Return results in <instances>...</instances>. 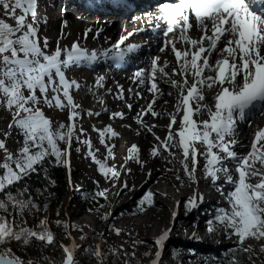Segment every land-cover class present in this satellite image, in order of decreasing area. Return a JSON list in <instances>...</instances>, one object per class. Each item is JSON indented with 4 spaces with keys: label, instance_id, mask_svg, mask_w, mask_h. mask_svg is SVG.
<instances>
[{
    "label": "snow or ice",
    "instance_id": "1",
    "mask_svg": "<svg viewBox=\"0 0 264 264\" xmlns=\"http://www.w3.org/2000/svg\"><path fill=\"white\" fill-rule=\"evenodd\" d=\"M101 6L120 11L128 8L126 0H101ZM38 7V0H0V109L10 115L6 129H0V153H3L0 158V264H40L41 260L46 264H79L78 250L82 255L94 257L95 264H106L109 255L113 257L112 264L120 256L124 257L123 264H130L128 257L135 258V251L128 252L123 245L119 249L109 245L105 252L98 244H77L68 230L79 226L59 219L54 224L64 231L58 239L49 227L48 217L39 218L32 226L28 218L46 211L47 197L53 195L49 185L55 181L49 175L48 165L66 166L69 184H72L70 157L74 145L77 154L91 158L96 172L110 187L119 186L122 191L131 190L126 181L119 183L122 173L132 171L127 166L129 161H135L142 169L145 167L146 161L136 143L127 148L123 162L119 165L114 162L112 141L120 133L110 124L92 125V132L97 133L99 144L105 149L102 158L97 155L100 149L91 134L83 127L84 115L91 118L108 112L110 120L125 118L122 110L109 111L104 94L97 93L99 89H106L105 94L113 93L112 88H106L107 75L97 74L89 87L100 105L99 111L82 109L73 93L84 85L69 76L73 69L94 68L101 60L112 66L128 64L126 57L142 51L141 43L127 42L139 29L121 34L107 48L89 49L81 43V38L87 40L93 33V39L100 36L105 26L97 24L85 27L70 45L61 44L57 39L55 46L50 47L48 37L41 36L40 26L47 19L38 16ZM141 19L161 38L158 54L150 55L144 67L134 68L129 77L133 87L127 92L117 83L114 98L125 101L131 110L132 98H141L144 90L151 94V100L132 119L153 136L148 155L164 156L169 163L178 161L192 188L187 199L174 201L171 226L155 236L154 243L142 255L153 256L148 264H162V253L180 206L187 215L204 203V193L198 187L201 177L197 172H200L225 202L224 206L214 207L211 218L206 221V231L209 237L222 232L225 239L233 240V246L222 250L213 260L216 264H243L241 254H256L247 241L264 240V127L255 130L245 153L237 150L241 147L238 124H250L257 113L264 115V0H159L155 12L133 17V20ZM62 24L66 27L67 21ZM131 59L138 60L139 56ZM163 85L168 86L167 95L174 98L173 111L167 113L155 109L156 101L164 96ZM209 92L214 93L211 105L206 102ZM45 108L66 111V122L54 125L46 116ZM147 114L153 118L167 115L163 138L154 131L155 123L144 121ZM14 133L16 147L10 150L7 141ZM151 174L148 169L147 176ZM34 175L42 182L40 186L32 185ZM175 178L183 187L184 179L179 174ZM93 183L96 190L83 193V198L97 201L103 208L105 205L99 204L98 198L106 201L108 189H101L98 181ZM75 187L79 190V186ZM153 196L151 190L143 192L137 201L138 210L142 212L146 205H152ZM41 197H44L43 206ZM111 215L110 211L104 212L100 219L107 221ZM108 227L117 236L123 232L114 225ZM190 238L199 239L195 232ZM64 239L70 243L65 244ZM80 240H85V236L81 235ZM33 241L40 242L42 251L59 249L62 255L59 259L42 255L37 260L18 254V251L25 252ZM146 243L139 239L132 241L133 245ZM260 251L264 252V243ZM172 255L175 257L178 252L173 250ZM136 264L142 262L137 259Z\"/></svg>",
    "mask_w": 264,
    "mask_h": 264
},
{
    "label": "bare ground",
    "instance_id": "2",
    "mask_svg": "<svg viewBox=\"0 0 264 264\" xmlns=\"http://www.w3.org/2000/svg\"><path fill=\"white\" fill-rule=\"evenodd\" d=\"M38 16L42 18L47 19L46 24H41L40 31L41 36H47L49 40V46L54 47L55 42L57 39L61 40V44H68L72 42V40L76 39L77 37L81 36V33L85 27L88 26H95L97 24L92 23V21L96 20L94 18H91L89 20H83L84 18L80 19H73L70 23H67V26H63L61 18H65L66 15L71 16L73 18L78 17L79 14L76 12H73V6L68 5L62 0H38ZM62 8H66V11H61ZM156 8L152 6L150 9L151 12H155ZM70 13V15H69ZM110 19V18H109ZM91 20V21H90ZM134 22L139 23L143 22L146 25V22L141 20H134ZM140 24V23H139ZM122 24H113L108 23V25L104 28V32L98 36L96 39H93L92 36L95 35L90 34L87 40H84L81 38V43L85 46L89 47V49L95 48V49H103L109 47L111 44H113L118 34L120 33L122 29ZM145 33L148 35L146 40L151 41L149 44L150 55L158 54L157 45L159 44V36L153 34L151 31H145ZM194 35V33H193ZM110 38V39H106ZM162 56L164 54H161ZM149 57L147 55L141 56V63L147 64L149 61ZM169 60L174 61V57L169 56ZM102 60L98 62V64L92 68V67H84L86 69L83 70H75L71 73H69L70 77L77 78L82 85H84L81 89L75 91L73 93L75 100L81 105L82 109H92L94 111L100 110V105L95 98V96L92 94V92L89 91V87L94 82V77L97 74L104 73L105 70L102 68H99V66L103 65ZM134 69V68H133ZM117 78H113V74L111 73L109 76L107 75V79L105 81L106 88H112L113 93L112 94H105L106 89H99L97 90L98 94H104L105 104L107 105V108L109 111H118L119 106L122 105L121 100H117L114 98L116 88L115 85L119 83L123 86L125 89V92H127L128 88L130 87V84L132 83L131 80H128L126 78V73L124 74L123 79L121 81H118L115 83L114 86L111 87L112 83L116 81ZM163 91L164 96L162 98H159L155 103V109L158 112L161 113H167L173 111V97H170L167 95V92L169 91L167 85H163ZM79 91V92H78ZM78 92V93H77ZM213 92H209L207 96V103L211 105L213 103ZM151 100V94L148 93L146 90L143 91L142 97L132 98L129 102L133 104V108L129 110L126 107V104L123 108V112L125 113V118L123 120L116 118L113 120L109 119V113L108 112H101L100 116L98 117H88L87 115H84L82 124L85 129L88 130V132L91 134V138L93 139V142L95 143L96 147L100 149L99 153H97L98 156L102 155L105 152V149L102 145L99 144V141L97 139V133L92 132V125L95 124L97 127H103L105 124H110L116 131L120 133V136L113 138L112 143L115 144L114 152H115V163L119 165V163L123 162V157L127 155V148L132 144L136 143L140 149H141V155L142 159L146 161L145 167L142 169L138 164L135 163V161H129L128 167L132 169L131 173H128L127 175H121L120 183L127 182L130 191H122L120 188H118L120 195L117 196V187H107V200L105 201L103 199L102 204L105 205L103 207L105 209V212L110 211L111 217L105 221L101 220L98 214L103 212H97V214L92 215L90 219H83V213L87 211V208L84 206H81L79 204V196H70L69 200L67 201V207L60 211V215H64L66 217V221L69 223V225L75 224L79 227L73 230L77 229H83V228H90L93 230V233H96L99 229L100 225H104L106 230L111 232L109 229V225H115V222L121 221V226L123 227V231L126 232L127 238H139V234L144 231L145 228H147L146 221L138 222L137 220L132 221L131 218L127 217L125 218L123 210H126L127 208H135V200L139 198L140 195H143V192L151 190L154 193L153 196V209L152 211H159L164 214L166 211L171 209V203H173L172 198V191L175 193V200L181 199L184 200V197L191 195L192 188L190 189L189 182L187 184H184L183 187H180V182L175 179L177 173L175 168H173V163H169L164 156L160 157H150L148 155L150 147L152 145L153 136L151 133L148 134L145 129L139 128L136 121L132 119V117L136 116L137 113L141 110L142 107L146 106L147 101ZM165 100L169 101V103L165 104ZM125 103V102H124ZM47 113V112H46ZM48 115V114H47ZM66 111L61 112L56 109H51L49 118H51L52 122L56 124L59 121H63V117L66 122ZM206 116V114H205ZM201 119L205 117H200ZM144 121L146 123H155L157 127L154 129L157 135H159L161 138L165 135L167 129L165 128V125L168 123V117L167 115H161L156 118H153L150 114H147L143 117ZM264 124V115H260L259 113L256 114L253 118H251V123H241L238 126L237 131V138L240 141L241 147H239L237 150L241 153H245L248 150V145H250L249 136L251 134H254L255 130L258 127H261ZM117 125V126H115ZM175 127V126H174ZM92 132V133H91ZM253 137V136H252ZM85 155L83 153L77 154L75 152V145L73 146V150L71 152L70 157V166H71V181L72 184L78 183V181H81L83 184L81 188L86 189L87 183L91 182V177L85 178L84 170L87 167V162L84 160ZM92 160H89V162ZM177 162V161H175ZM148 169H151V176H147ZM234 171V169H233ZM210 192L207 193V201L212 202L215 201L217 197H221V195L217 192L216 188L212 186L210 182ZM139 186V187H137ZM175 186V189L174 187ZM179 190L183 191L184 196L180 194V192L176 191L177 188ZM171 188V189H170ZM75 191V190H74ZM73 191V192H74ZM187 193V194H186ZM177 195V196H176ZM132 196V198H131ZM131 198V199H130ZM165 199V203H161V200ZM155 201H160V203H155ZM103 209V210H104ZM173 209V208H172ZM183 209V206H180V210ZM67 211V212H66ZM69 211V212H68ZM123 212V213H122ZM99 214V215H100ZM193 213L189 216H187L183 224L179 225L178 220L179 218L175 220L174 227H172L171 233L174 236H181L182 238H186L188 236L192 237L193 232H195L198 237L199 235V225L196 227H193ZM165 218L160 220L159 225L163 224L165 222ZM196 225V224H195ZM119 225V227H121ZM135 228H138V231L135 233L133 230ZM130 233V234H129ZM109 238V234H105L104 240ZM189 240L195 241L196 238H190ZM197 245V244H196ZM195 245V246H196ZM255 249H259L258 244L255 242L253 243ZM195 250L196 247H193ZM210 248L204 247L202 250H198L199 253H206L208 252ZM196 255H194L192 258L188 259L186 263H191L193 258H195Z\"/></svg>",
    "mask_w": 264,
    "mask_h": 264
},
{
    "label": "rangeland",
    "instance_id": "3",
    "mask_svg": "<svg viewBox=\"0 0 264 264\" xmlns=\"http://www.w3.org/2000/svg\"><path fill=\"white\" fill-rule=\"evenodd\" d=\"M119 109H122V108L120 107ZM44 110H45L46 116L49 117L51 109L45 108ZM9 120H10V115L7 112H5L3 109H0V129H6V126H7V123ZM63 121L65 122L64 117H63ZM115 126H117V125H115ZM250 136H249V139H250ZM15 139H16V137H15V133H14L13 138H10L7 141V144L9 146L10 150H15V147H16ZM98 157L102 158V155H100ZM84 160H86V162H87V167L84 170L85 178L91 177V182L87 183V185H86L87 188L84 189V191H83V189L81 188L83 183L81 181H78V183L72 184V186L68 185L66 197H65L63 203L61 204V206L59 208H54V207L49 206V207H47L46 211H41L39 213H36L34 217H29L28 218L29 226L34 225L39 218H43L46 216L49 219L50 229L54 233H56L57 238L60 239L64 230L62 227H57L54 224V221L57 219H59L61 221H66V219H65L66 217H64V215H60V211L64 210L67 207V201L69 200L71 195L72 196H75V195L79 196V204L81 206H84L87 208V211H85L83 213V216H82L83 219H85V220L90 219V217L92 215L97 214V212H103V213L105 212L104 208H100L98 206L97 201H89V200H85L83 198V195H82L83 193H85V192L94 193V191L96 190V184L93 183L94 180L99 182V187L101 189L110 187L108 181H106L99 173L96 172L95 164L93 163V161L89 162V160H91V158L85 156ZM109 162L112 163L113 161L110 160ZM202 164H203V159H201V161H200L201 166H202ZM173 168H175L176 173L179 174L182 179H184V184H187L188 183L187 178L184 177L183 170L181 169L178 161L173 162ZM177 169H180L179 172H177ZM122 175L125 176V174H123V173H122ZM200 175H202V173L197 172V176L199 177ZM208 182H209L208 180H205L204 182L199 183L198 187L199 188L200 187H206V186H208ZM119 183H120V181H119ZM75 186H79V190H76ZM137 187H139V186H137ZM173 187L175 189V186H173ZM118 188H119V186H117V188H116L117 192H119ZM177 189H176V191H177ZM190 189H191V187H190ZM183 191L179 190L181 195L183 194ZM171 193H172V198H173L172 202L173 203H171L172 204L171 209L169 208V210L166 211V213H164V214L162 213V211L161 212L152 211L153 204L152 205H146L144 207V211H142V212L139 211L137 208V201L139 200V198L142 195H140L139 198L137 200H135V203H134L135 208H127L126 210H123L124 215L121 214V216H124L125 218L129 217V218H131L132 221L137 220L138 222H142V221L147 222V224H146L147 228H145L144 231H142L139 234V238H134V239H131L129 237L127 238V234L125 231H123L121 233V235L117 236L114 232H112V231L109 232L108 230H106L104 225H100V227L96 233H93V230L90 228H87V229L83 228L82 232L80 231V229L73 230L71 228H69L68 231L70 232L72 238L75 239V242L77 244H81L84 246H88V245L95 246L98 244V245H100L101 249L105 252L108 250L109 245L112 246L113 248H117V249H119L120 245H123L124 249L127 250L128 252L135 251V254H136L135 258L128 257L130 264H136L137 259H139L142 262V264H148V261L150 259H152L153 256L150 255L148 257H145L142 255V253L149 250L148 245L154 243L153 238L155 236L160 234V232L163 229L171 226V221H172L171 211H172V208L174 207V201H175L174 191H172ZM184 195L185 194H183L182 196H184ZM188 196L184 197V200L187 199ZM131 198H132V196H131ZM98 200H99V204H102L103 198H98ZM219 201L222 202L221 205H219V206H224L225 202L222 199V197H220V198L217 197L214 202L217 204V202L219 203ZM155 203H160V201H155ZM161 203H165V199L161 200ZM165 204H167V203H165ZM90 208L92 209V211H89ZM210 208H213V207H210ZM57 212H59V215H57ZM211 213L212 212H209V216H211ZM99 214H98V216L103 215L102 213L100 215ZM187 216H188V214L185 215L184 211L180 212V216H179L180 220H178L179 225H184L183 221ZM164 217H166L165 222L163 224L159 225L160 220L163 219ZM197 218H198V215L195 216L193 223H195L197 221ZM115 225H116L115 227H118V228L123 230V227L121 226V221H118V222L116 221ZM119 225L121 227H119ZM133 231L136 233L138 231V228H135ZM107 232L109 234V238L104 240L103 238L105 237V234H107ZM101 233H102V235H100ZM81 235L85 236V240H83V241L80 240ZM199 235H200L199 239H196L195 241L189 240L191 236H188L184 239L181 236L171 235L174 237H173L172 243L168 247L169 248V254L166 255V257L164 258L162 263L163 264H188V263H186V261L188 259L192 258L194 255H196V257L193 258V260L189 264H206V262H207V264H214L212 256L217 255V257H219L222 250H225L228 247L233 246V240L225 239L223 237L222 232L220 235L213 234L211 240H209L207 243L203 244L206 248L212 249V251L210 250V252H208V254L202 255L201 253L198 252L197 249L195 250L193 248V246H195L196 243L201 241V238H203L205 236L200 231H199ZM136 239L146 241L147 243L146 244L133 245L132 241L136 240ZM63 242L65 244L70 243V241L68 239H64ZM254 242L256 244H258V247H259L258 250L254 248V245H253ZM247 243L252 245L253 249H255L256 254L253 255L252 253H246L247 257L244 260V264H264V252L260 251V245L262 243H264V240H261V241L248 240ZM173 250H176L178 252V255L175 257H173V255H172ZM189 250H191V251H189ZM151 251L154 254L155 248L153 247L151 249ZM18 254L23 256L25 259H28L29 257H31V258H35L37 260H40L42 255L50 256V257H53L56 259H59V257L62 255V253L59 249H57L55 251H51L49 249H43V251H42L41 250V244H40V242H37V241H33V243L25 250V252H19L18 251ZM209 254H212V256L207 257V255H209ZM119 258L123 262L124 257L120 256ZM77 259L79 261V264H95V258L94 257L82 255L80 250L77 251ZM112 260H113V257L111 255H109L107 258L106 264H112ZM40 264H46V262L41 260ZM116 264H119L118 259L116 261Z\"/></svg>",
    "mask_w": 264,
    "mask_h": 264
},
{
    "label": "trees",
    "instance_id": "4",
    "mask_svg": "<svg viewBox=\"0 0 264 264\" xmlns=\"http://www.w3.org/2000/svg\"><path fill=\"white\" fill-rule=\"evenodd\" d=\"M2 156H3V153H0V158H2ZM48 172H49L51 179L55 181L54 185H49V191L53 193V195L47 197L48 207L51 206L54 208H59L61 204L63 203L66 197V192H67V184H66V179H65L64 168L62 165L51 164V165H48ZM31 182L34 187L40 186L42 183L35 175L32 177ZM45 195L47 196V194ZM40 199H41V206H43L42 201L44 197H41ZM12 246L13 248L16 247L15 244H13ZM244 254L245 253L241 254L239 257L243 261V264H244V257H245ZM118 261H119V264H123L120 258L118 259ZM214 264H216V261L214 262Z\"/></svg>",
    "mask_w": 264,
    "mask_h": 264
}]
</instances>
